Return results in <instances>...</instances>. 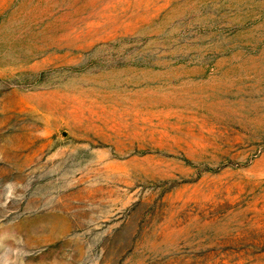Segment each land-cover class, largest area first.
<instances>
[{
	"label": "rangeland",
	"instance_id": "obj_1",
	"mask_svg": "<svg viewBox=\"0 0 264 264\" xmlns=\"http://www.w3.org/2000/svg\"><path fill=\"white\" fill-rule=\"evenodd\" d=\"M0 264H264V0H0Z\"/></svg>",
	"mask_w": 264,
	"mask_h": 264
}]
</instances>
